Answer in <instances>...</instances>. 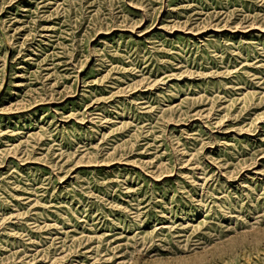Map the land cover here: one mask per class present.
<instances>
[{
    "label": "rangeland",
    "instance_id": "1",
    "mask_svg": "<svg viewBox=\"0 0 264 264\" xmlns=\"http://www.w3.org/2000/svg\"><path fill=\"white\" fill-rule=\"evenodd\" d=\"M0 264H264V0H0Z\"/></svg>",
    "mask_w": 264,
    "mask_h": 264
}]
</instances>
